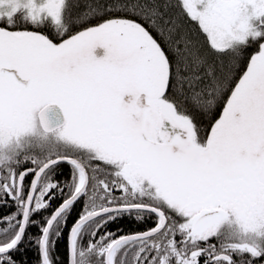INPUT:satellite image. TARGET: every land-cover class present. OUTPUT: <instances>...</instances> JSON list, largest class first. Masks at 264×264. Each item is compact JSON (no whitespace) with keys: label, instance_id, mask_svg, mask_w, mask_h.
<instances>
[{"label":"snow or ice","instance_id":"6c2138e0","mask_svg":"<svg viewBox=\"0 0 264 264\" xmlns=\"http://www.w3.org/2000/svg\"><path fill=\"white\" fill-rule=\"evenodd\" d=\"M0 264H264V0H0Z\"/></svg>","mask_w":264,"mask_h":264}]
</instances>
